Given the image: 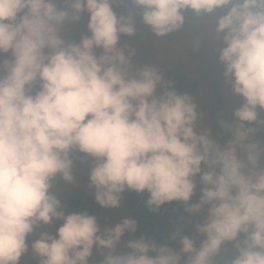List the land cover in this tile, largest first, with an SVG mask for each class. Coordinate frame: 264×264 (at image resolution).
<instances>
[{
    "label": "clouds",
    "instance_id": "1",
    "mask_svg": "<svg viewBox=\"0 0 264 264\" xmlns=\"http://www.w3.org/2000/svg\"><path fill=\"white\" fill-rule=\"evenodd\" d=\"M127 2L0 0V264L27 256L89 264L94 249L102 256L95 264H216L227 244L234 252L224 264H264V0H130L156 36L180 29L185 12H219L214 51L242 99L231 121L217 120L223 144L188 92L118 45L136 32L133 12L113 9ZM83 13L88 34L66 39ZM86 157L101 207H119L125 189L146 191L152 211L179 201L200 215L194 235L174 230L179 250L146 234L122 241L136 232L134 218L101 223L87 211L66 213L54 182L73 183L75 161Z\"/></svg>",
    "mask_w": 264,
    "mask_h": 264
},
{
    "label": "rangeland",
    "instance_id": "2",
    "mask_svg": "<svg viewBox=\"0 0 264 264\" xmlns=\"http://www.w3.org/2000/svg\"><path fill=\"white\" fill-rule=\"evenodd\" d=\"M113 9L117 13L127 14L131 10L134 17V26L136 29L133 35H121L118 45L128 44L130 48L136 49V55L132 57L133 63L150 64L158 68L163 75L167 70L174 66L187 74L194 82V87L188 92L194 99L197 110L201 113V122L210 128L213 138L221 144L228 138L226 133L217 124L218 119L231 121L233 119V109L239 107L242 103L241 97L234 95L229 83L224 79L222 72L223 66L218 62V49L222 46L212 32L215 23L214 14H203L199 17L192 12H185V22L182 27L165 36H156L150 27L144 25L141 21L138 10L129 2L113 4ZM88 14L83 13L80 21L70 23L66 26L64 36L66 39L79 41L81 34H88L86 29ZM7 56L8 54H4ZM258 116L264 119V110L258 109ZM203 126V125H201ZM257 136L264 141V129H261ZM92 159L86 157L81 161L76 159L73 175L74 182L66 183L59 177L55 180V190L58 192L62 206L65 212L70 209V200L79 192H85L88 187V172ZM264 163V160H262ZM196 194L191 202H195L199 196L200 183L198 177ZM128 190L121 194L120 206L117 208H103L97 206L95 216L101 223L119 222L123 217H131L127 208L126 194ZM179 215L183 222L186 235H194V223L200 219V215H189L184 211V205L179 202ZM202 215V214H201ZM56 221L50 226L49 230L54 231ZM135 236V233H125L122 241H126ZM35 236L28 238L29 245ZM203 235L196 237V244L199 246ZM176 250H179V244H173ZM234 250L231 244L223 246L219 256L220 264H224L225 259L233 254ZM38 258L31 256L22 257V264H37ZM102 259V256L94 249L89 260L92 264ZM181 259H184L182 254Z\"/></svg>",
    "mask_w": 264,
    "mask_h": 264
},
{
    "label": "trees",
    "instance_id": "3",
    "mask_svg": "<svg viewBox=\"0 0 264 264\" xmlns=\"http://www.w3.org/2000/svg\"><path fill=\"white\" fill-rule=\"evenodd\" d=\"M164 76L165 79L171 80L180 91L190 92V89L195 85L185 72L174 66H171ZM93 193L94 189L89 188L87 191L79 192L78 195L73 196L68 212L87 211L89 214L95 215V210L100 205L95 201ZM148 195L146 191L136 193L129 190L126 194L127 208L132 218L137 222L135 237L146 234L157 243L177 244L172 242L169 237L176 229L185 234L183 222L179 215V201L167 202L161 205L159 209L152 211L145 203ZM59 223L56 221L54 230L59 226ZM215 259L216 264H220L219 256ZM89 264H92L91 260H89Z\"/></svg>",
    "mask_w": 264,
    "mask_h": 264
},
{
    "label": "bare ground",
    "instance_id": "4",
    "mask_svg": "<svg viewBox=\"0 0 264 264\" xmlns=\"http://www.w3.org/2000/svg\"><path fill=\"white\" fill-rule=\"evenodd\" d=\"M167 244V243H166Z\"/></svg>",
    "mask_w": 264,
    "mask_h": 264
}]
</instances>
